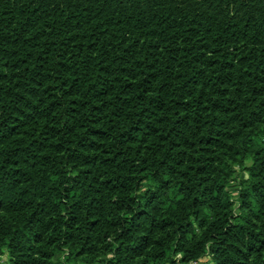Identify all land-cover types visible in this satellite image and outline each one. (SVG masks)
Returning <instances> with one entry per match:
<instances>
[{
    "label": "trees",
    "instance_id": "obj_1",
    "mask_svg": "<svg viewBox=\"0 0 264 264\" xmlns=\"http://www.w3.org/2000/svg\"><path fill=\"white\" fill-rule=\"evenodd\" d=\"M264 264V0H0V264Z\"/></svg>",
    "mask_w": 264,
    "mask_h": 264
},
{
    "label": "rangeland",
    "instance_id": "obj_2",
    "mask_svg": "<svg viewBox=\"0 0 264 264\" xmlns=\"http://www.w3.org/2000/svg\"><path fill=\"white\" fill-rule=\"evenodd\" d=\"M209 259L207 257L201 259L198 263L196 264H210L209 262Z\"/></svg>",
    "mask_w": 264,
    "mask_h": 264
}]
</instances>
